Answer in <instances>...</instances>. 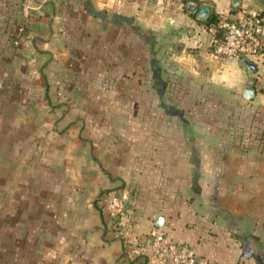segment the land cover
Returning <instances> with one entry per match:
<instances>
[{
  "label": "crops",
  "instance_id": "obj_1",
  "mask_svg": "<svg viewBox=\"0 0 264 264\" xmlns=\"http://www.w3.org/2000/svg\"><path fill=\"white\" fill-rule=\"evenodd\" d=\"M252 9L264 13V0H186L171 8L114 0H0V264H142L126 259L98 206L111 193L126 196L138 236L160 228L190 245L204 264H264V166L238 153L249 164L232 171L239 184L230 222L207 196V178L224 176V169L199 163L225 160L219 128L239 129L242 112L253 117L264 104V54L218 59L209 52L219 21ZM146 32L176 43L173 56L164 45L151 63L158 71L152 75L158 115L147 138L144 121L106 119L127 108L103 103L101 97L114 92L100 86L107 82L101 76L112 49H128L130 33L142 49ZM132 71L131 80L142 82ZM250 78L255 95L246 99ZM175 82L181 87L173 91ZM166 94L181 98L180 110L162 103ZM162 110L172 118L185 110L190 119L162 120ZM197 112L231 117L192 119ZM189 177V192L199 195L185 205ZM178 180L186 184L178 186Z\"/></svg>",
  "mask_w": 264,
  "mask_h": 264
},
{
  "label": "rangeland",
  "instance_id": "obj_2",
  "mask_svg": "<svg viewBox=\"0 0 264 264\" xmlns=\"http://www.w3.org/2000/svg\"><path fill=\"white\" fill-rule=\"evenodd\" d=\"M155 35H157L156 40H154L156 38ZM159 36L160 35L154 34L152 32H146L145 47H142L141 49L140 45L139 48H137L134 43L136 40V36L130 33V40H132L133 42L130 44L128 49H123V50H120L118 48L112 49L111 53L113 54V56L111 57V59H109V61H111V63H109L110 66L109 67L107 66L106 73H103L101 76L102 79L107 80V82L105 80L104 82H102L103 84L100 85L101 88L103 89L104 87H106L105 89L106 91L110 89L114 92L112 96L107 95V97L105 96L101 97V101H103V103L105 104L119 105L127 108L126 110L108 114L106 119L113 121L114 120L124 121V122L144 121L145 124L144 136L146 138L153 136L152 121L155 120L158 115L156 110L153 109V106L158 105V96L154 92L153 80H152V75L157 73L158 71L157 69H154L152 67L151 63L155 61V58L157 57V53L158 52L160 53L162 51L161 48H163L164 45H166L168 51L170 52L169 55L173 56L172 53H174L175 50L174 45L176 44L172 42L170 43L171 37L169 38L165 34L161 35L160 39ZM137 57H138V61H136ZM162 57L164 58L166 57V55L162 54ZM124 58L127 59L126 62L127 70L125 69V65L123 64ZM143 58L145 65L144 71H142L141 69ZM134 61L135 64H132ZM132 68L140 72L141 74L140 76L142 77V82L140 80L138 82H134L133 80H131L130 74H132L133 72ZM143 72L145 73L143 74ZM126 74L127 75L129 74V79L126 78ZM88 84L85 85L84 82L82 83V85L83 86L85 85V88L87 89L94 88L92 87L93 85L88 86ZM121 84L123 85L122 93L118 91V88L120 87ZM176 85L177 83L175 82L173 91L175 89H180L181 87L180 85L179 86ZM106 91H104L103 94ZM176 99H181V98L168 96L166 94L165 97L162 98V103L164 102L165 104L168 105L171 104L173 106L172 107L173 110H177V109L180 110L179 107L181 108V106L177 103ZM87 101L88 100L86 99V103ZM92 102L94 101H92L91 98L88 104H91ZM160 113L162 120L180 121L183 120L184 117H187L188 120L190 119L188 118L189 114L186 113L185 110L182 112L179 111V115L173 118L169 110H167L166 112L162 110ZM201 113L202 114L197 112V115L192 117V119H197V118L204 119L207 117V119L213 120L214 117L215 118L217 117L219 121H224V122L227 119V115L225 117H222V115H220L219 112L217 113L210 112L207 114H204L203 112ZM203 114L205 115L204 118H202ZM249 114L250 113L242 112V116L240 118L242 125L239 127V129L233 128L234 126L224 127V125H223L224 128L223 127L219 128L218 130L219 133L217 134V136H219L223 140L220 149H223V151L228 152L225 155V160H221L220 158H218L216 160L208 159L199 162L202 163V165H206V167L209 168L210 170L224 169L225 171L224 176H220V177L211 176L210 178H207L208 185L210 186L207 196H209L210 204L214 206L216 211H219L220 216L228 217L230 222H232L234 216V214L231 213V211H233L234 208L233 205L235 206V203L232 198L233 196L232 193L234 191V188H237L238 187L237 185L239 184L238 181L236 180V177L233 176L232 171L235 170L236 168H245L249 164L247 159H245V161L241 160V157L238 155V153H241L243 157H244V153H248L250 161L252 160V162L254 163L256 162V164L264 166V104L262 105L261 108H258L256 110L253 117L252 115ZM229 117L231 116L229 115ZM229 117L228 119H230ZM127 131L130 137L132 136L136 137V129H130L129 127ZM184 133L185 131L183 130L180 135L183 136ZM235 150H238V152L234 153ZM228 155L230 156L229 158ZM239 164L241 165L239 166ZM195 170L197 171V169ZM194 174H196L195 171ZM187 180H188L187 185L189 186V188L188 191L183 193L182 195V200L185 205L189 203L188 202L189 198L195 196L198 199V195H199L195 193L193 194L191 191L189 192V189L192 190L190 186L192 185L191 182L193 180V177H189ZM202 180L205 181L206 178H203ZM185 184L180 180H178L177 182L178 186H184ZM223 192H225V194ZM221 193L223 195H221Z\"/></svg>",
  "mask_w": 264,
  "mask_h": 264
},
{
  "label": "built area",
  "instance_id": "obj_3",
  "mask_svg": "<svg viewBox=\"0 0 264 264\" xmlns=\"http://www.w3.org/2000/svg\"><path fill=\"white\" fill-rule=\"evenodd\" d=\"M186 0H114L116 4L160 3L171 8L182 6ZM27 17V14L25 15ZM218 34L212 37L209 52L218 59L259 58L264 54V13L247 10L238 19H221ZM113 224L117 237L124 245L126 259H137L142 264H204L188 244L168 238L160 228L145 236L134 232L135 216L122 193L103 194L98 200Z\"/></svg>",
  "mask_w": 264,
  "mask_h": 264
},
{
  "label": "water",
  "instance_id": "obj_4",
  "mask_svg": "<svg viewBox=\"0 0 264 264\" xmlns=\"http://www.w3.org/2000/svg\"><path fill=\"white\" fill-rule=\"evenodd\" d=\"M186 7L189 11H193L196 6L189 2L188 4H186ZM199 14L205 16L206 10L204 8H202L201 11L199 12ZM242 62L244 64H246L252 70L255 68L254 65L251 62H249L247 59H243ZM253 87H254V80L250 78L247 82V85L245 86V88L243 90V93H242L244 98L252 99L254 97L255 92H254ZM162 223H163V217L162 216L156 217V220H155L156 226L160 227L162 225Z\"/></svg>",
  "mask_w": 264,
  "mask_h": 264
},
{
  "label": "trees",
  "instance_id": "obj_5",
  "mask_svg": "<svg viewBox=\"0 0 264 264\" xmlns=\"http://www.w3.org/2000/svg\"><path fill=\"white\" fill-rule=\"evenodd\" d=\"M27 21H29V19L28 20H23V21H20V22H17V23H14V25H16V28H18V27H21L23 25H26ZM215 21H216V19H215Z\"/></svg>",
  "mask_w": 264,
  "mask_h": 264
}]
</instances>
